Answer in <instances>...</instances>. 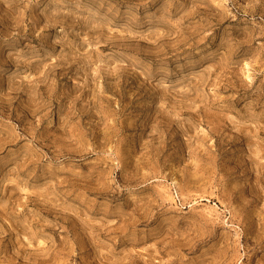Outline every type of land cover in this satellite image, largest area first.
<instances>
[{"label": "rangeland", "instance_id": "obj_1", "mask_svg": "<svg viewBox=\"0 0 264 264\" xmlns=\"http://www.w3.org/2000/svg\"><path fill=\"white\" fill-rule=\"evenodd\" d=\"M0 264H264V0H0Z\"/></svg>", "mask_w": 264, "mask_h": 264}]
</instances>
